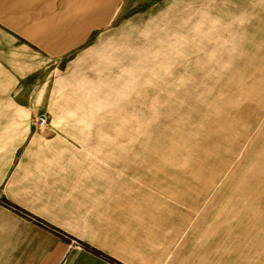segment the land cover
<instances>
[{
	"label": "rangeland",
	"instance_id": "obj_1",
	"mask_svg": "<svg viewBox=\"0 0 264 264\" xmlns=\"http://www.w3.org/2000/svg\"><path fill=\"white\" fill-rule=\"evenodd\" d=\"M116 5L93 37L117 39L68 91L77 105L60 108L68 129L93 135L71 141L112 162L134 205L197 200L215 219L264 227V0Z\"/></svg>",
	"mask_w": 264,
	"mask_h": 264
},
{
	"label": "crops",
	"instance_id": "obj_2",
	"mask_svg": "<svg viewBox=\"0 0 264 264\" xmlns=\"http://www.w3.org/2000/svg\"><path fill=\"white\" fill-rule=\"evenodd\" d=\"M116 2L0 0V264H264V227L215 219L197 200L134 205L112 162L71 141L93 135L68 129L60 108L77 105L68 91L117 39L93 37Z\"/></svg>",
	"mask_w": 264,
	"mask_h": 264
},
{
	"label": "built area",
	"instance_id": "obj_3",
	"mask_svg": "<svg viewBox=\"0 0 264 264\" xmlns=\"http://www.w3.org/2000/svg\"><path fill=\"white\" fill-rule=\"evenodd\" d=\"M37 122H38V126L39 127H43L45 125V123H46V119L43 116H39Z\"/></svg>",
	"mask_w": 264,
	"mask_h": 264
},
{
	"label": "trees",
	"instance_id": "obj_4",
	"mask_svg": "<svg viewBox=\"0 0 264 264\" xmlns=\"http://www.w3.org/2000/svg\"><path fill=\"white\" fill-rule=\"evenodd\" d=\"M0 201L3 202V203H5V204H7V205H10L9 202H7L6 200H4V199H2V198H0ZM14 208H15V207H14ZM15 209H17V208H15Z\"/></svg>",
	"mask_w": 264,
	"mask_h": 264
}]
</instances>
